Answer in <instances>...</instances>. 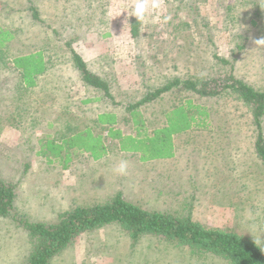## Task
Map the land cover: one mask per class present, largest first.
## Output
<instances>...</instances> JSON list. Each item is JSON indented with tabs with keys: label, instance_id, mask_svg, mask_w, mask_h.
<instances>
[{
	"label": "rangeland",
	"instance_id": "rangeland-1",
	"mask_svg": "<svg viewBox=\"0 0 264 264\" xmlns=\"http://www.w3.org/2000/svg\"><path fill=\"white\" fill-rule=\"evenodd\" d=\"M133 3L0 0V30L13 38L0 46V179L16 192L11 216L0 217V264H27L39 243L18 219L53 225L61 213L118 195L146 211L191 216L205 227L233 231L264 251L258 129L248 108L229 92L201 96L175 86L142 107L150 130L164 126L165 115L188 102L204 110L203 116L192 112L204 125L175 137L178 152L172 159L143 162L110 142L100 160L76 151L65 166L42 154L49 141L61 143L89 127L97 132L89 119L94 106L86 111L81 100L101 94L84 87L72 50L89 60L93 73L108 79L123 107L175 79L232 74L264 92V45L255 44L264 38V0H161L162 9L150 11L138 39L131 34L137 20ZM164 15L171 16L166 24ZM37 53L48 62V72L35 89L28 88L14 61ZM97 104V111L112 110L110 102ZM261 123L264 128V116ZM122 128L133 130L132 124ZM122 160L128 162L126 175L113 171ZM50 264L229 263L164 238L144 236L134 242L112 225L81 235Z\"/></svg>",
	"mask_w": 264,
	"mask_h": 264
},
{
	"label": "trees",
	"instance_id": "trees-1",
	"mask_svg": "<svg viewBox=\"0 0 264 264\" xmlns=\"http://www.w3.org/2000/svg\"><path fill=\"white\" fill-rule=\"evenodd\" d=\"M141 25V21L134 20L131 30L133 39L139 38ZM12 39L9 32L0 30V46L11 42ZM71 52L72 62L79 71L83 84L100 93V99L114 101L108 79L93 73L77 52L74 50ZM216 59L224 65L230 64L226 59ZM47 63L43 54L37 53L15 59L14 66L21 71L26 87L35 88L38 79L48 72ZM175 86H183L185 90L201 96H215L221 92L235 95L253 115L258 129L256 152L264 162V128L261 123V118L264 116V92H259L237 80L232 74L223 79L196 81L175 79L170 85L147 94L128 108L130 119L126 122L132 124L135 134H125L121 129L115 128L118 120L112 114L100 116L98 123L111 127L108 130V138L117 141L120 150L124 153L139 154L143 162L172 159L175 157L174 136L189 131L195 126L204 125V119L199 120L192 113L197 110L199 111L197 114L203 116L206 115L204 110L188 102L168 112L165 115L164 126L150 131L140 108L154 102ZM42 148V154H49V159L52 156V160H58L65 166L72 160V155L76 151L90 154L94 160H100L108 154L104 136L94 135L90 127L61 143L49 141ZM15 200L14 187L0 179V217L11 216L15 208ZM17 222L32 239L39 242L27 264H50L81 235L112 225L121 228L134 242L144 236H154L174 242L179 247L188 248L194 254L219 257L229 264H264V251L253 240L245 239L233 231L205 227L194 222L191 216L180 218L168 213L146 211L124 200L121 195L104 204L87 208L79 207L61 213L59 221L53 225L31 223L20 219Z\"/></svg>",
	"mask_w": 264,
	"mask_h": 264
},
{
	"label": "crops",
	"instance_id": "crops-1",
	"mask_svg": "<svg viewBox=\"0 0 264 264\" xmlns=\"http://www.w3.org/2000/svg\"><path fill=\"white\" fill-rule=\"evenodd\" d=\"M78 53V52H77ZM79 54V53H78ZM83 59H84V61H86V62H88L89 63V60H87V59H85L84 57L85 56H83V55H81V54H79ZM98 56V55H97ZM96 57V56H95ZM37 86H38V84H37ZM36 86V87H37ZM35 87V88H36ZM84 87H86V89H91L92 91L94 90V89H92L91 87H88V86H86L85 84H84ZM34 88V89H35ZM95 92V91H94ZM112 95H113V93H112ZM113 97H114V95H113ZM101 97L100 96H98L97 98H90V97H88V98H83L82 100H81V105L82 106H85L86 107V111H87V109L88 108H90V107H92V106H94V108H92L93 109V111H96L95 113H94V115L92 116V117H90L89 119L90 120H92L93 121V123L95 124L94 125V128H95V130L97 131V132H93L94 133V135H99V134H101V135H103L104 136V139H105V143L106 142H110L111 144L113 143H116V146L119 148V144H118V142L117 141H113V140H111L110 138H108V130L111 128V127H108V126H102V125H99V123H98V120H99V118H100V116H102V115H107V114H112V115H115L116 117H117V120H118V125L115 127V128H118V129H121L125 134H135L134 132H132L131 131V133H126L124 130H123V128H122V124L123 123H125L126 125H130V123L128 122H126V120H129L130 119V111H128V108L130 107V105L131 104H129L128 106H125V107H123V106H120L119 105V102L116 100V98L114 97V101H108V100H103V99H100ZM98 102H100V104L102 103V104H104V102L105 103H107V102H110V106L112 107V110L110 111V112H101L100 110L99 111H97V107H99L98 106ZM133 104H135V103H133ZM105 105H107V104H105ZM84 107V108H85ZM115 108H117V109H115ZM140 110L142 111V108H140ZM143 112V111H142ZM143 114H144V112H143ZM144 117H145V119L147 120V124H148V127H149V121H148V119L146 118V116L144 115ZM87 129V128H86ZM92 131H94L93 130V128H90ZM149 130H150V128H149ZM153 130V129H152ZM152 130H150V131H152ZM177 135H175L174 136V144H175V156L177 155V146H176V143H175V137H176ZM107 144V143H106ZM108 148V147H107ZM119 151L121 152V153H123L121 150H120V148H119ZM108 152H109V148H108ZM124 154H126V153H124ZM131 155H139V154H131ZM139 158H140V161H141V156L139 155Z\"/></svg>",
	"mask_w": 264,
	"mask_h": 264
},
{
	"label": "clouds",
	"instance_id": "clouds-1",
	"mask_svg": "<svg viewBox=\"0 0 264 264\" xmlns=\"http://www.w3.org/2000/svg\"><path fill=\"white\" fill-rule=\"evenodd\" d=\"M162 9L161 0H134L132 5V15L136 17L138 21L144 22L148 19L150 11ZM171 20L170 15H164L162 17L163 23H168ZM256 45H264V38L255 41ZM128 169V162L122 160L113 169V171L118 175H126Z\"/></svg>",
	"mask_w": 264,
	"mask_h": 264
}]
</instances>
